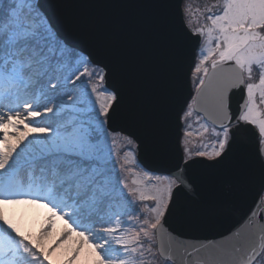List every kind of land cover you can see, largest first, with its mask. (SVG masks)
<instances>
[{
	"label": "snow or ice",
	"instance_id": "1",
	"mask_svg": "<svg viewBox=\"0 0 264 264\" xmlns=\"http://www.w3.org/2000/svg\"><path fill=\"white\" fill-rule=\"evenodd\" d=\"M0 264H264V0H0Z\"/></svg>",
	"mask_w": 264,
	"mask_h": 264
},
{
	"label": "water",
	"instance_id": "2",
	"mask_svg": "<svg viewBox=\"0 0 264 264\" xmlns=\"http://www.w3.org/2000/svg\"><path fill=\"white\" fill-rule=\"evenodd\" d=\"M50 2H55V0H50ZM69 2H72V0H69ZM94 2H100V3H129V4L144 3V4H148V3L156 2V0H94ZM180 5H181V0H172V9H173L174 12H178L180 10ZM125 11H129V12H133V13H146L149 10L130 9V10H125ZM65 14L68 17V22L64 25V27L67 30L68 34L71 35L72 9L71 8L66 9L65 10ZM77 42H79V41H77ZM193 67H194V63H192L191 60L186 61V63H185V71L188 73V76H189V86H190V77H191V72L193 70ZM173 143H174V146H175V137H173ZM140 158L142 160L147 159L143 151L140 153ZM164 167L165 166H163V165L158 166V171L156 173L166 174V172L164 171ZM226 227H228L227 224L221 226V228H226ZM191 235H193V236H203L205 234L204 233H193Z\"/></svg>",
	"mask_w": 264,
	"mask_h": 264
},
{
	"label": "rangeland",
	"instance_id": "3",
	"mask_svg": "<svg viewBox=\"0 0 264 264\" xmlns=\"http://www.w3.org/2000/svg\"><path fill=\"white\" fill-rule=\"evenodd\" d=\"M197 2L200 5H205V4H211L212 0H197ZM198 15V14H197ZM202 22V20H201ZM194 25H195V17H194ZM47 212V209L44 208H40L38 210V215H34V213H32V210H30V215H29V222H31V220L33 219V215H34V219H35V223L37 224V226L39 225V223L45 218V213ZM64 227V220H60L58 219L56 221V228L57 230H59L60 228Z\"/></svg>",
	"mask_w": 264,
	"mask_h": 264
},
{
	"label": "trees",
	"instance_id": "4",
	"mask_svg": "<svg viewBox=\"0 0 264 264\" xmlns=\"http://www.w3.org/2000/svg\"><path fill=\"white\" fill-rule=\"evenodd\" d=\"M157 175H161V176H163L164 174H159V173H156Z\"/></svg>",
	"mask_w": 264,
	"mask_h": 264
}]
</instances>
